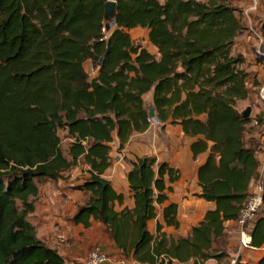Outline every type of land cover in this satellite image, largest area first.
I'll return each instance as SVG.
<instances>
[{"label":"trees","instance_id":"obj_1","mask_svg":"<svg viewBox=\"0 0 264 264\" xmlns=\"http://www.w3.org/2000/svg\"><path fill=\"white\" fill-rule=\"evenodd\" d=\"M106 1L0 0V264H67L37 237L28 216L41 181L76 166L87 167L76 188L90 196L73 221L100 222L116 248L140 263L198 264L222 256L212 254V242L249 195L261 139L245 141L252 118L236 107L249 96L246 59L234 51L244 29L237 9L230 0H113L114 23L106 32ZM135 27L148 29L156 54L132 40ZM86 60L100 62L96 75L84 70ZM149 91L155 118H171L196 137L194 155L208 152L196 195L215 207L178 239L160 222L155 234L148 229L158 206L165 225L178 224V204L166 194L177 179L168 163L152 156L130 161L132 208L115 207L123 194L102 176L114 139L119 151L132 133L149 127L143 99ZM263 114L253 119L259 129ZM59 131L70 140L65 154ZM262 183L264 202V173ZM251 237L252 246L264 244V216L254 220Z\"/></svg>","mask_w":264,"mask_h":264},{"label":"crops","instance_id":"obj_2","mask_svg":"<svg viewBox=\"0 0 264 264\" xmlns=\"http://www.w3.org/2000/svg\"><path fill=\"white\" fill-rule=\"evenodd\" d=\"M129 33L134 42L141 43L150 52L156 54V49L148 43V29L135 27L130 29ZM149 45L153 48L152 50L149 49ZM236 45L237 43L234 48ZM240 49L246 59L243 67L249 73L247 78L249 96L242 102L252 105L250 113L252 120L247 125L245 134V141L251 144L260 140L259 126L253 119L260 116L264 106L258 102L257 97L252 98L250 88L252 90L257 88L262 75L261 67L255 63L246 68V62H249L246 55L252 58L253 55L245 53L242 44ZM86 66H89L90 70ZM83 67L90 76L96 75L97 66L91 60H86ZM143 99L147 108L152 106V91L144 94ZM195 139L196 137L185 135L181 125L172 122L171 118L159 125H149L143 132L132 133L124 144V148L119 151L117 150L118 141L115 138L110 152V165L102 175L116 192L123 194V202L121 204L115 202V207L119 209L132 208L134 205L127 178L131 168L130 161L142 156L155 157L157 163L166 162L176 171L177 179L169 183L172 188L166 194L168 202L172 201L178 204V224L176 226L165 225L161 207L158 206L156 218L148 221V229L152 234H155L156 223L160 222L163 224L162 231L174 239L189 235L192 227L204 218L208 210L215 207L213 202L206 201L196 195L201 190L198 184L197 170L205 161L208 152L204 151L194 155L190 146ZM255 156L259 161L260 156ZM86 168L85 165L76 166L65 172L63 177L53 181H44L39 185L34 202V212L29 215V221L35 227L37 237L49 247L55 248L64 257L67 264H84L89 250L94 247H99L110 254L111 262L109 264H149L140 263L131 257L124 256L102 230L104 226L93 218L89 219L91 222L89 227H84L83 224L73 221V215L77 208L90 196L89 191L76 188V185L80 183V177L86 176ZM262 172L263 169L259 166L249 183V192L257 178L263 174ZM259 216H264V205L257 217ZM217 240L222 242L221 247L215 245ZM236 245H238V240L235 219L226 220L223 222V234L212 242L210 249L212 254L222 256H212L198 264H227L235 256L237 247H232ZM263 254L264 244L259 247L243 248L240 250L237 262L238 264H257ZM188 264H193V261L189 260Z\"/></svg>","mask_w":264,"mask_h":264},{"label":"built area","instance_id":"obj_3","mask_svg":"<svg viewBox=\"0 0 264 264\" xmlns=\"http://www.w3.org/2000/svg\"><path fill=\"white\" fill-rule=\"evenodd\" d=\"M253 6L246 8L245 12L251 11L257 5V0H252ZM256 36L257 46L252 48V55L255 58L261 60V68L263 71V75L261 76L257 89L258 95L260 99L264 103V36L259 32L254 31ZM147 121L149 125H159L161 122L155 117H150L148 115ZM261 130V144L259 150H257L256 155L260 156L259 166L262 167L264 173V114L262 121L260 123ZM262 175L261 174L257 180L255 181L249 195L243 201V203L239 207V211L237 217L235 219V223L237 226V251L235 252V256L230 259L228 264H236L237 257L240 253V250L243 248H252L251 244V226L254 220L257 217L260 209L264 205L263 202V183H262ZM166 260L164 255H160L159 261ZM111 262V256L109 253L103 251L99 247L91 248L87 254L84 264H109Z\"/></svg>","mask_w":264,"mask_h":264},{"label":"rangeland","instance_id":"obj_4","mask_svg":"<svg viewBox=\"0 0 264 264\" xmlns=\"http://www.w3.org/2000/svg\"><path fill=\"white\" fill-rule=\"evenodd\" d=\"M230 2L237 9V11H236L237 16L239 17L242 25L244 26L243 32L236 38L237 45L234 48L235 52L238 54H241L243 56V54L241 53L242 51L240 49V46L242 44L245 48V53H247V54L249 53L252 55L251 49L254 48L255 46H257L256 36H255L254 31H257L261 35L264 36V0H257L256 7L247 13L245 12L246 8L253 6L252 0H230ZM111 28H112V26H109V24H107L105 31L108 32L109 29H111ZM148 47L150 50L153 49L150 45ZM248 56L246 55L247 59L249 60V62H246V65H247L246 68L248 67V65H250L252 63H257V62H255L254 57L252 58L251 56H249V57ZM260 65H262V64H259V67H260ZM86 68L88 70H90L89 66H86ZM261 75H263L262 68H261ZM250 90H251L252 98L257 97L258 102L262 106H264L263 101L260 99V97L258 95V89L256 88L255 90H252L250 88ZM245 103L246 102H242V101L238 102L236 105L237 109L240 111H243L245 109V107L247 106V104H245ZM259 132H260V129H259ZM59 136L61 138V149H62L63 153L65 154L67 152V147L70 143V140L67 138V135L65 134L64 131H59ZM44 181H45V179H43L41 181V183ZM261 209H260L259 213L261 212ZM28 219H29V216H28ZM215 245L218 247H221L222 242L220 240H217L215 242ZM234 247L236 248L237 245L233 246L232 248H234Z\"/></svg>","mask_w":264,"mask_h":264},{"label":"water","instance_id":"obj_5","mask_svg":"<svg viewBox=\"0 0 264 264\" xmlns=\"http://www.w3.org/2000/svg\"><path fill=\"white\" fill-rule=\"evenodd\" d=\"M115 13H116V2L113 0H107L104 4V14H103L104 20L108 22V24L110 23L113 24ZM93 64L97 66L98 69L100 62H93ZM250 113H251L250 106H246L245 109L242 111V115L244 117H248ZM148 115L150 117H155V109L153 106L148 107Z\"/></svg>","mask_w":264,"mask_h":264}]
</instances>
